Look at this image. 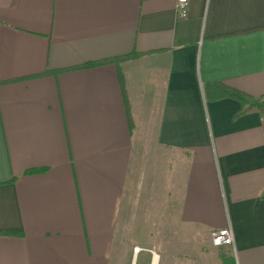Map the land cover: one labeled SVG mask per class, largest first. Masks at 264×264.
<instances>
[{
	"label": "crops",
	"instance_id": "0c3cea01",
	"mask_svg": "<svg viewBox=\"0 0 264 264\" xmlns=\"http://www.w3.org/2000/svg\"><path fill=\"white\" fill-rule=\"evenodd\" d=\"M176 1L0 0V264H264V0Z\"/></svg>",
	"mask_w": 264,
	"mask_h": 264
},
{
	"label": "trees",
	"instance_id": "16d2710c",
	"mask_svg": "<svg viewBox=\"0 0 264 264\" xmlns=\"http://www.w3.org/2000/svg\"><path fill=\"white\" fill-rule=\"evenodd\" d=\"M137 57H138V55L134 54V55L126 56V57H121V58L116 59V60L90 63V64L82 66L79 69H91V68L103 66L106 64L118 65L121 62L133 60ZM46 74L48 75L50 73H46ZM118 76H119V81L121 83V86L123 87V96L125 97V91H124V86H123L124 84H123V79H122V75H121L120 70H118ZM203 90H204V97H205L206 101H208V102L218 101V100H222V99H226V98L238 101L241 104L242 108L239 111V113L237 114V117L244 115L245 113H247L251 110L264 109V99H253V98L249 97L248 95H246L242 92H239V91H236V90H233V89L226 87L223 83H220V82L206 84L204 86ZM124 101L126 102V97H125ZM127 119H128L130 126L132 127L128 107H127Z\"/></svg>",
	"mask_w": 264,
	"mask_h": 264
},
{
	"label": "built area",
	"instance_id": "2783aa9c",
	"mask_svg": "<svg viewBox=\"0 0 264 264\" xmlns=\"http://www.w3.org/2000/svg\"><path fill=\"white\" fill-rule=\"evenodd\" d=\"M188 0H177L175 3V12L179 18H185L188 9ZM211 244L213 247H231L234 249V235L231 227H226L210 233ZM139 249H134L138 252Z\"/></svg>",
	"mask_w": 264,
	"mask_h": 264
},
{
	"label": "rangeland",
	"instance_id": "374dc122",
	"mask_svg": "<svg viewBox=\"0 0 264 264\" xmlns=\"http://www.w3.org/2000/svg\"><path fill=\"white\" fill-rule=\"evenodd\" d=\"M139 242H140V240L139 239H137Z\"/></svg>",
	"mask_w": 264,
	"mask_h": 264
}]
</instances>
